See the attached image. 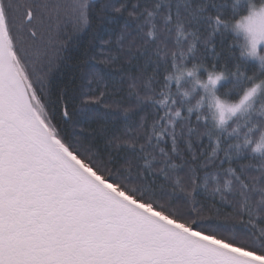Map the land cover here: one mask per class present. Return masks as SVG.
<instances>
[{
    "label": "snow or ice",
    "instance_id": "snow-or-ice-1",
    "mask_svg": "<svg viewBox=\"0 0 264 264\" xmlns=\"http://www.w3.org/2000/svg\"><path fill=\"white\" fill-rule=\"evenodd\" d=\"M238 2L0 0V264H264V3Z\"/></svg>",
    "mask_w": 264,
    "mask_h": 264
},
{
    "label": "clouds",
    "instance_id": "clouds-1",
    "mask_svg": "<svg viewBox=\"0 0 264 264\" xmlns=\"http://www.w3.org/2000/svg\"><path fill=\"white\" fill-rule=\"evenodd\" d=\"M233 3H235L237 5V7L241 6V4L238 2V0H233ZM258 11H259V9H258ZM240 59L246 61L247 63L255 62L257 64V67H259L262 63H264V60H261L259 57H254V56L249 55L247 51L243 52V54L240 56ZM190 70H192L194 73L193 81L195 83L196 79L199 77V73H200L201 69L195 68V69H190ZM223 76H224V74L221 72H213L211 74L210 78L206 74V78H204L199 83H197L196 87L202 88L203 85H208V87L213 89V90L218 89L222 83L226 82L224 80ZM218 77H219V79H218ZM210 81H215V83H211ZM260 88H264V85H259L257 87V91H259ZM182 91H188V90L184 89ZM243 95L244 94H242V97H241L242 99H243ZM217 99L221 100L222 104H224V108H222V109H220V108H214L213 109V115L215 116L216 120L218 121L220 119L221 112H224L225 115L231 114L228 109L232 106L240 105L239 109H237V112L243 111L244 108L246 107V105L248 103H250L251 98H249L248 101H245V103L243 105L240 104L239 100L236 102H231V101L225 102L223 100V98L219 97V96H217ZM250 149H251V153L253 155H256V156L264 155V134L259 135L258 138L255 139V142L250 145Z\"/></svg>",
    "mask_w": 264,
    "mask_h": 264
},
{
    "label": "trees",
    "instance_id": "trees-1",
    "mask_svg": "<svg viewBox=\"0 0 264 264\" xmlns=\"http://www.w3.org/2000/svg\"><path fill=\"white\" fill-rule=\"evenodd\" d=\"M253 3H255L259 7L261 5V3H264V0H253ZM244 7H246V6H244ZM216 39H217V46H218V49H219V47H220V37L217 36ZM81 43H83V41H81ZM227 43L230 45L231 41L227 40ZM248 67L251 70V69L256 68L257 64L255 62H250V63H248ZM203 78H206V74H205V76ZM236 101H238V97L236 99H232L231 100V102H236ZM257 138H258V136L255 137V139H257ZM257 158H258V156H257Z\"/></svg>",
    "mask_w": 264,
    "mask_h": 264
},
{
    "label": "rangeland",
    "instance_id": "rangeland-1",
    "mask_svg": "<svg viewBox=\"0 0 264 264\" xmlns=\"http://www.w3.org/2000/svg\"><path fill=\"white\" fill-rule=\"evenodd\" d=\"M261 51L264 52V45L261 46Z\"/></svg>",
    "mask_w": 264,
    "mask_h": 264
}]
</instances>
